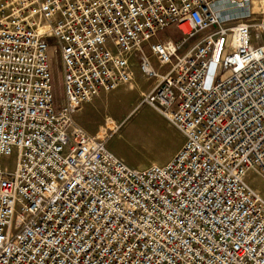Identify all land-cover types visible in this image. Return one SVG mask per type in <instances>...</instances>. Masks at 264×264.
<instances>
[{
    "label": "built area",
    "instance_id": "obj_1",
    "mask_svg": "<svg viewBox=\"0 0 264 264\" xmlns=\"http://www.w3.org/2000/svg\"><path fill=\"white\" fill-rule=\"evenodd\" d=\"M252 1L0 0V158L16 153L0 169V264H264V200L244 181L264 178ZM131 58L154 81L136 109L183 139L164 166L133 169L108 150L125 120L95 134L77 123L131 81Z\"/></svg>",
    "mask_w": 264,
    "mask_h": 264
},
{
    "label": "rangeland",
    "instance_id": "obj_2",
    "mask_svg": "<svg viewBox=\"0 0 264 264\" xmlns=\"http://www.w3.org/2000/svg\"><path fill=\"white\" fill-rule=\"evenodd\" d=\"M264 11V0H256ZM173 37L168 29L159 34V38ZM192 43V42H191ZM189 43V44H191ZM51 74L54 82L55 104L62 102L61 73L59 57L53 40L49 41L47 50ZM132 78L128 84L120 85L110 92H100L91 102L85 104L77 116V123L88 133H98L97 128L106 117L118 123L123 122L120 130L112 135L107 147L120 161L130 168L145 170L152 166H163L182 145V136L165 121L156 118L146 107L137 108L140 91H146L153 80H146L139 72L131 58ZM152 64L157 68L155 60ZM162 72V70H159ZM135 111L127 117L132 110ZM16 165V153L0 158V169L11 174ZM249 188L264 200V178L254 171L244 177Z\"/></svg>",
    "mask_w": 264,
    "mask_h": 264
},
{
    "label": "crops",
    "instance_id": "obj_3",
    "mask_svg": "<svg viewBox=\"0 0 264 264\" xmlns=\"http://www.w3.org/2000/svg\"><path fill=\"white\" fill-rule=\"evenodd\" d=\"M153 85H154V82H153V84H152V85H151L146 91H140L139 94H138V95H139L138 100L140 99V97H141L143 94L148 93V92L152 89ZM132 111H133V110H132ZM132 111H131V112H132ZM131 112H130V113H131ZM179 149H180V148H179ZM174 155H175V154H173V155L167 160V162H168V161H169ZM167 162H166V163H167ZM166 163H165V164H166ZM165 164H163V166H164Z\"/></svg>",
    "mask_w": 264,
    "mask_h": 264
},
{
    "label": "bare ground",
    "instance_id": "obj_4",
    "mask_svg": "<svg viewBox=\"0 0 264 264\" xmlns=\"http://www.w3.org/2000/svg\"><path fill=\"white\" fill-rule=\"evenodd\" d=\"M252 3H253V11L257 12L260 9L259 3L256 0H253Z\"/></svg>",
    "mask_w": 264,
    "mask_h": 264
}]
</instances>
